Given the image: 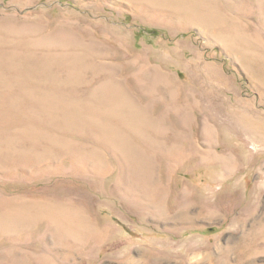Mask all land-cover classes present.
I'll return each instance as SVG.
<instances>
[{
	"label": "rangeland",
	"instance_id": "obj_1",
	"mask_svg": "<svg viewBox=\"0 0 264 264\" xmlns=\"http://www.w3.org/2000/svg\"><path fill=\"white\" fill-rule=\"evenodd\" d=\"M0 264H264V0H0Z\"/></svg>",
	"mask_w": 264,
	"mask_h": 264
},
{
	"label": "bare ground",
	"instance_id": "obj_2",
	"mask_svg": "<svg viewBox=\"0 0 264 264\" xmlns=\"http://www.w3.org/2000/svg\"><path fill=\"white\" fill-rule=\"evenodd\" d=\"M68 232V231H67Z\"/></svg>",
	"mask_w": 264,
	"mask_h": 264
}]
</instances>
